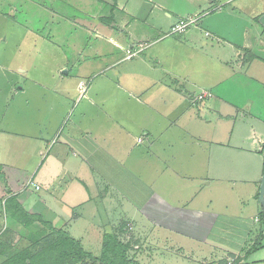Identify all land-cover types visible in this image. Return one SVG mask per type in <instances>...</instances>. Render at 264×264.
<instances>
[{
  "label": "crops",
  "instance_id": "crops-1",
  "mask_svg": "<svg viewBox=\"0 0 264 264\" xmlns=\"http://www.w3.org/2000/svg\"><path fill=\"white\" fill-rule=\"evenodd\" d=\"M37 2L73 30L55 62L47 55L29 74L28 126L17 123L23 112L11 127L0 110L2 201L16 196L93 254L88 223L100 246L106 231L140 228L148 253L138 264L243 257L264 227V0ZM203 12L199 27L166 35ZM17 73L6 98L25 92ZM202 91L212 96L192 102Z\"/></svg>",
  "mask_w": 264,
  "mask_h": 264
},
{
  "label": "rangeland",
  "instance_id": "rangeland-1",
  "mask_svg": "<svg viewBox=\"0 0 264 264\" xmlns=\"http://www.w3.org/2000/svg\"><path fill=\"white\" fill-rule=\"evenodd\" d=\"M12 0H0V110L4 108L6 115V121L9 120L11 127H17L16 124L12 123V117L18 115L21 111L24 113L23 116L17 118L18 124H25L28 126V98L30 91V81L29 74L32 72V69H41L42 66L39 63H42L45 56L52 55L54 60L49 62L52 64L55 62L56 57L58 56L55 49L56 47H61L62 49L65 46V41L68 36L63 35L64 31L69 32L73 30L72 26L67 25V23L61 21L59 18H54L51 16L53 9H46L50 7L48 3L37 2L34 3V0H15V3L11 2ZM36 1V0H35ZM43 1V0H42ZM17 6V7H15ZM17 8V9H14ZM51 11V12H50ZM52 46V53L46 52L45 49ZM41 49L40 51H37ZM34 62V65L32 64ZM2 64L9 66H16L17 69H25L26 74L21 76V73L13 72L12 69L9 72L7 69L3 68ZM38 67V68H37ZM17 70V71H18ZM13 73H17L16 78L17 83L22 84L25 87L24 94L19 93L15 97L6 98L7 95V83L10 80H13L15 77ZM41 90H44L41 88ZM8 123V121H7ZM6 123V126H7ZM27 128V127H26ZM27 147V146H26ZM26 147L22 148L26 150ZM9 148L12 149L11 142ZM21 148V146H20ZM3 147H0V158H2ZM13 160V156L10 157ZM33 186L28 184L27 188L24 190L25 195L32 198ZM0 221L2 224L5 222V215L2 210V201L0 202ZM92 223H88L87 233L89 235L88 241L85 243V248L89 250H97L100 247V243H97L99 240L98 232L95 228L90 227ZM5 225V223H4ZM256 225V224H255ZM18 232L21 231L17 229ZM114 231L123 241H132V249L129 251L130 257H134L135 261L138 264L140 259H143V255L148 253L146 244H143L141 240V229L133 228L129 230L127 224H124L123 228L115 227ZM243 229H237L236 233L239 235L242 233ZM264 227L259 229V236H253L250 234V238L255 243L257 241V249L251 251L246 259H244L243 264H264ZM129 232V234H128ZM23 239L24 244L27 241L26 232L22 231L19 233ZM222 236L221 234H218ZM223 237V236H222ZM138 239V240H137ZM87 240V239H86ZM97 241V242H96ZM248 243H250L248 241ZM244 246H247V244ZM253 243V244H254ZM248 244V248L250 245ZM201 250H185V255L198 257L201 254ZM219 253L218 250L212 252L213 258ZM205 254H210L209 252ZM156 255V254H155ZM162 256H158V259ZM175 258L173 263L177 264H195L191 261H187L180 254H174ZM199 259V257H198ZM226 259V258H223ZM221 260V259H219ZM166 261L171 262V257H167ZM208 261V260H205ZM218 261V260H216ZM234 259H229L228 262H233ZM210 262L208 264H213ZM196 264H199L196 262Z\"/></svg>",
  "mask_w": 264,
  "mask_h": 264
},
{
  "label": "trees",
  "instance_id": "trees-1",
  "mask_svg": "<svg viewBox=\"0 0 264 264\" xmlns=\"http://www.w3.org/2000/svg\"><path fill=\"white\" fill-rule=\"evenodd\" d=\"M2 202L5 227L0 221V264H137L134 257L129 255L132 241L121 240L114 230L103 233L100 251L93 254L86 251L65 229L55 228L39 215L26 211L16 196H5ZM260 218L264 221L263 210ZM17 229L26 232L25 244ZM257 245L254 243L243 257H237L231 263L221 259L213 264H239L257 249Z\"/></svg>",
  "mask_w": 264,
  "mask_h": 264
},
{
  "label": "built area",
  "instance_id": "built-area-1",
  "mask_svg": "<svg viewBox=\"0 0 264 264\" xmlns=\"http://www.w3.org/2000/svg\"><path fill=\"white\" fill-rule=\"evenodd\" d=\"M208 12H203V13H197V14H190L184 17L179 18L166 32V35H179V34H183L186 31H188L190 28L193 27H199V25L201 24L203 17L207 14ZM206 36H210V32L206 31L205 32ZM144 44H139L137 49L132 50V49H127L126 53H125V57L126 58H131L135 55H137L139 53L140 50H142V48H144ZM79 89L81 92L85 91V85L84 84H80L79 85ZM212 96V94L210 92L207 91H202L199 94L195 95L194 98L192 99V102H198L206 97H210ZM32 183V182H29ZM36 188H38V186H36ZM5 223V222H4ZM5 227V225H4ZM129 230H132V227L129 226ZM129 234V232H128Z\"/></svg>",
  "mask_w": 264,
  "mask_h": 264
},
{
  "label": "water",
  "instance_id": "water-1",
  "mask_svg": "<svg viewBox=\"0 0 264 264\" xmlns=\"http://www.w3.org/2000/svg\"><path fill=\"white\" fill-rule=\"evenodd\" d=\"M258 202L262 210L264 211V168H263L262 177H261L260 185H259Z\"/></svg>",
  "mask_w": 264,
  "mask_h": 264
}]
</instances>
